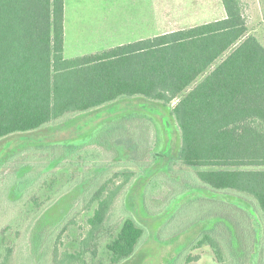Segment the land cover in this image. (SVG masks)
<instances>
[{
	"label": "trees",
	"instance_id": "obj_1",
	"mask_svg": "<svg viewBox=\"0 0 264 264\" xmlns=\"http://www.w3.org/2000/svg\"><path fill=\"white\" fill-rule=\"evenodd\" d=\"M222 2L223 18L67 58L65 0H0V140L123 98L140 96L167 107L179 98L171 109L182 139L177 160L198 168L191 177L192 185L243 197L263 218L264 42L249 33L244 0ZM137 116L125 115L109 122L85 145H40L36 153L70 167L99 164L105 151L124 140L146 146L145 136L133 138ZM146 125L141 132H146ZM138 175L134 171L97 175L80 205L86 210L95 205V209L76 249H62L60 243L79 209L50 237L44 236L43 230L36 231L37 240L46 244L43 263L145 264L156 256V247L149 250L142 245L146 229L129 214L117 234L102 239L113 207ZM73 176L68 175L55 195L42 200L41 193L35 195L41 184L25 194L28 198L20 204L39 209H28L30 223L18 225V233L30 230L37 216L82 178L71 182ZM161 187L153 178L145 189L144 206L149 214L162 212L184 191ZM207 201L205 216L217 218V222L200 232L183 254L209 245L219 264H251L249 254L259 245V237L249 212L217 198H205ZM185 218L183 225L174 214L160 227L157 239L171 238L195 222L193 216ZM260 243L258 264H264V235ZM12 245L0 251V264H11L17 247L15 242ZM178 259L171 264H180L184 257ZM196 259L197 255L187 256L184 261Z\"/></svg>",
	"mask_w": 264,
	"mask_h": 264
},
{
	"label": "rangeland",
	"instance_id": "obj_2",
	"mask_svg": "<svg viewBox=\"0 0 264 264\" xmlns=\"http://www.w3.org/2000/svg\"><path fill=\"white\" fill-rule=\"evenodd\" d=\"M65 50L67 58L98 52L107 47L137 38H148L164 32L190 27L193 25L223 18L225 8L222 0H65ZM249 18V33L257 35L264 42V0H244ZM142 26H139V24ZM225 54L223 58L226 56ZM219 59L213 66H216ZM201 75L187 91L199 83ZM170 106L148 100L144 97L123 98L112 104L50 123L43 128L25 133H16L0 140V251L4 247L17 245L11 264H45L46 244L37 240L38 230L44 236H51L73 211L79 209L74 224L62 236V249H76L81 235L88 229L87 219L92 209H84L81 202L85 192L91 187L97 175L123 171L139 173L128 191L120 196L106 223L102 239L117 234L126 215H132L147 233L144 245L149 250L156 247L158 254L145 264H171L175 259L184 260L187 256L197 255L198 259L180 264H219L209 245L192 249L183 254L192 241L205 229H210L217 218L205 216L209 201L205 198H217L236 204L247 210L259 237V245L250 252L251 264L259 263L260 241L264 235V217L260 218L251 201L230 193H216L200 185L193 186L192 175L198 168L185 166L177 160L182 139L180 128L171 114ZM138 115L137 134L133 138L145 136L146 146H138L129 139L116 144L114 149L105 151L96 165L67 166L59 159L45 158L37 154L40 145L72 144L85 145L97 138L106 124L125 115ZM146 122V132H141ZM155 125V126H154ZM156 127V129H155ZM139 135V136H138ZM72 149H68L71 152ZM92 153V152H91ZM154 155V156H153ZM77 184L60 193L53 204L45 208L37 217L31 229L18 233V225H29L31 215L28 209H39L33 204H20L29 191L42 185L35 195L40 200L55 195L68 175ZM78 175V176H75ZM156 178L161 190L168 188L176 192L184 188L171 199L162 212L149 214L144 206V193L150 181ZM64 188V187H63ZM62 188V189H63ZM24 195V197H23ZM202 203V204H201ZM180 222L186 224V216H193L184 231L164 239L159 237V229L174 214ZM34 215V214H33ZM203 215V217L201 216ZM186 220V221H185ZM40 231V232H41ZM37 237V238H36ZM41 241V242H40ZM7 246V247H6ZM6 247V248H5ZM151 247V248H150ZM254 252V253H252ZM181 254V255H180ZM244 254H239L243 259ZM178 259V260H179ZM146 261V260H145Z\"/></svg>",
	"mask_w": 264,
	"mask_h": 264
},
{
	"label": "crops",
	"instance_id": "obj_3",
	"mask_svg": "<svg viewBox=\"0 0 264 264\" xmlns=\"http://www.w3.org/2000/svg\"><path fill=\"white\" fill-rule=\"evenodd\" d=\"M65 11H66V1H65ZM139 26H142V24L140 23ZM65 34H66V29H65ZM140 39H143V38H137L136 40H133L131 42H134V41H137V40H140ZM125 43H129V42H123V43H120V44H125ZM120 44H116L115 46L117 45H120ZM113 47V46H112ZM108 48V47H107ZM110 48V47H109ZM65 50V49H64Z\"/></svg>",
	"mask_w": 264,
	"mask_h": 264
}]
</instances>
